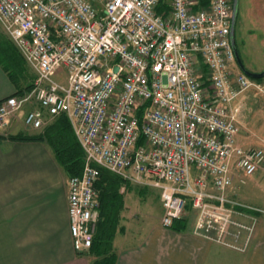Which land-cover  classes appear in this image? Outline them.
Masks as SVG:
<instances>
[{
	"label": "built area",
	"instance_id": "1",
	"mask_svg": "<svg viewBox=\"0 0 264 264\" xmlns=\"http://www.w3.org/2000/svg\"><path fill=\"white\" fill-rule=\"evenodd\" d=\"M159 2L0 0V26L35 74L30 90L0 100V124L28 101L29 128L66 116L84 154L67 193L80 254L99 220L100 168L157 188L162 226L189 204L196 231L208 237L220 236L237 209L224 190L264 162V139L242 145L240 106H231L250 86L264 96V83L236 63L233 0H168L161 12Z\"/></svg>",
	"mask_w": 264,
	"mask_h": 264
},
{
	"label": "crops",
	"instance_id": "2",
	"mask_svg": "<svg viewBox=\"0 0 264 264\" xmlns=\"http://www.w3.org/2000/svg\"><path fill=\"white\" fill-rule=\"evenodd\" d=\"M167 8V2L160 0L157 10ZM16 49L0 26V100L31 83L35 76ZM240 96L231 103L232 107L240 106ZM26 106L28 110L34 103ZM26 111L7 115L0 124V264H89L94 256L89 252L77 253L72 247L67 214L69 176L63 166L45 140L9 137L42 132L43 129L25 126ZM238 139L248 146L249 140L242 134L239 133ZM121 186H125L124 192L119 191L121 207L114 210L117 211L112 238L114 264L222 262L223 253L228 250L193 235L187 230L188 224L185 230L175 231L160 226L158 220L135 218V211L146 214L153 200L143 188L125 182ZM104 218L100 220L103 222ZM230 252L239 257V252ZM244 256V264H264V219L259 222L251 249Z\"/></svg>",
	"mask_w": 264,
	"mask_h": 264
},
{
	"label": "rangeland",
	"instance_id": "3",
	"mask_svg": "<svg viewBox=\"0 0 264 264\" xmlns=\"http://www.w3.org/2000/svg\"><path fill=\"white\" fill-rule=\"evenodd\" d=\"M164 1L168 4V0ZM235 40L245 67L253 72L263 70L264 0H238ZM55 78L58 81H63L64 75L62 72H59ZM259 80L264 83V77ZM26 91L16 94V96H21ZM238 96L242 98L239 104L240 112L238 115L239 133L242 134L245 139L249 140L248 145H259L264 139V96L253 86L245 89ZM29 103L32 102H24V104L11 115H16L21 110L26 111V105ZM56 117H47L40 129L52 123ZM263 168L264 162L253 175L245 178L244 183H240L235 179L232 185L224 190V194L228 198L234 199L238 204L237 209L230 212V223H228L220 236L216 235L214 231L209 232L208 237L203 236L202 233L199 234L195 229L197 211L189 205L183 213V217L186 218V227L188 224L187 230L193 235L206 238L210 242L219 244L228 250L223 253L222 262L218 261L219 264H244L246 261L244 254L250 251L258 224L264 219V172H261ZM132 186L137 189H145L144 192L153 200V205L150 204L151 206L148 208L146 214H144L142 210H138L137 213L135 211V214H137L135 218L139 219V217L142 216L147 222L158 220L159 225L162 226L160 191L153 187H141L136 184H132ZM123 187L125 186H120L118 190L124 192L125 189H122ZM239 207L241 209H239ZM162 227L170 228L165 226ZM231 250L239 252V257L237 258L233 252H230ZM211 264L216 263L213 262Z\"/></svg>",
	"mask_w": 264,
	"mask_h": 264
},
{
	"label": "trees",
	"instance_id": "4",
	"mask_svg": "<svg viewBox=\"0 0 264 264\" xmlns=\"http://www.w3.org/2000/svg\"><path fill=\"white\" fill-rule=\"evenodd\" d=\"M205 3L206 0H201V4ZM236 47L241 56L237 43ZM31 87L32 83H29L25 87L18 88L13 95L23 93ZM9 137L15 140H45L51 147L57 162L63 166L68 176L80 174L84 164V154L65 115L57 116L39 134L27 135L21 133ZM123 183L124 181L118 175L100 168L99 178L96 182L100 200L98 229L96 228L97 232L94 233L92 245L89 249V253L94 256L89 264L115 263L116 253L112 246V238L116 230L117 219L115 215H117V211L114 210L121 207V193L118 189ZM239 209L241 208L239 207ZM102 216L105 217L103 222L100 220ZM170 228L175 231H183L186 228V218L182 216L174 219Z\"/></svg>",
	"mask_w": 264,
	"mask_h": 264
},
{
	"label": "water",
	"instance_id": "5",
	"mask_svg": "<svg viewBox=\"0 0 264 264\" xmlns=\"http://www.w3.org/2000/svg\"><path fill=\"white\" fill-rule=\"evenodd\" d=\"M237 8H238V0H233L232 2V17H231V28H230V38H231V44L234 50L235 59L238 68L247 76H249L252 79H260L264 77V69L259 72H253L249 69H247L239 55V52L237 51L236 47V40H235V22H236V15H237Z\"/></svg>",
	"mask_w": 264,
	"mask_h": 264
},
{
	"label": "flooded vegetation",
	"instance_id": "6",
	"mask_svg": "<svg viewBox=\"0 0 264 264\" xmlns=\"http://www.w3.org/2000/svg\"><path fill=\"white\" fill-rule=\"evenodd\" d=\"M238 9V8H237ZM234 36H235V33H234ZM239 48V47H238Z\"/></svg>",
	"mask_w": 264,
	"mask_h": 264
}]
</instances>
